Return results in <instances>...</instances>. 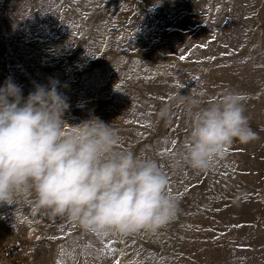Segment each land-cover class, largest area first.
<instances>
[{
  "label": "rangeland",
  "instance_id": "rangeland-1",
  "mask_svg": "<svg viewBox=\"0 0 264 264\" xmlns=\"http://www.w3.org/2000/svg\"><path fill=\"white\" fill-rule=\"evenodd\" d=\"M8 78L25 98L58 82L67 124H111L122 149L158 163L178 212L155 232L101 235L25 191L0 203V264H264V0H0ZM228 92L255 138L208 170L174 166L186 98Z\"/></svg>",
  "mask_w": 264,
  "mask_h": 264
},
{
  "label": "clouds",
  "instance_id": "clouds-1",
  "mask_svg": "<svg viewBox=\"0 0 264 264\" xmlns=\"http://www.w3.org/2000/svg\"><path fill=\"white\" fill-rule=\"evenodd\" d=\"M57 85H38L26 98L11 78L0 87V203L31 191L41 207L101 235L155 232L172 222L178 204L158 163L122 149L99 117L68 125ZM186 99L190 128L174 166L208 170L234 142L255 138L237 94L206 106Z\"/></svg>",
  "mask_w": 264,
  "mask_h": 264
}]
</instances>
